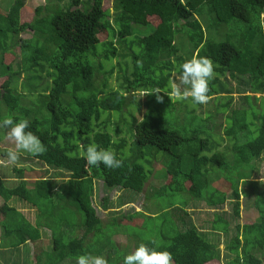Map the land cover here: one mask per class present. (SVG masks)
Masks as SVG:
<instances>
[{"label":"trees","instance_id":"1","mask_svg":"<svg viewBox=\"0 0 264 264\" xmlns=\"http://www.w3.org/2000/svg\"><path fill=\"white\" fill-rule=\"evenodd\" d=\"M57 1V4L37 7L33 19L28 21L25 20L32 13L27 11L24 0H14L9 12L0 13V120L9 116L15 120L27 119L28 130L39 136L47 147L43 155H28L30 159L57 171L63 170L64 176L67 175L59 178L55 173L57 177L53 178L48 174L30 183L25 177L28 170L17 165L22 168L15 167L12 176H0V197L4 200L0 207V249L18 250L28 242L35 244L41 239L39 228L46 216L40 218L39 214L46 209L45 201L53 198L54 190L61 201L67 196L74 202L84 216L80 228L85 227L86 232L81 239L70 240L67 245L55 240L54 250L63 251L53 264L67 256L91 254L89 251L93 249L88 247L103 245L109 252L111 248L117 249L115 243L103 242L102 220L93 201L94 181L100 179L109 188L143 192L149 180L145 167L133 162L126 152L124 139H114L126 125L134 134L135 146H147L149 152L155 149L169 156V161L160 158L159 163L171 176L168 184L178 185L177 191L188 190L192 198L204 202L210 209H219L227 202L228 194L214 187L209 174L224 168L229 173L226 177L231 183L230 197L237 216H240L241 197H255L262 209L260 219L243 226L242 231L238 227L237 235L227 247L230 255L226 264H264V184L254 178L258 170L256 162L264 157V96H252L264 95V29L260 27L264 0H113V16L107 0H70L64 8L60 6L64 0ZM152 19H159V24L153 26ZM134 26H150L152 32L146 35ZM28 31L33 33L32 38L22 39L21 35ZM102 31H108L106 39H101ZM15 49H19L20 59L9 61L8 56ZM193 55L208 57L214 63L210 96L216 112L201 119L205 121L201 127L195 118L200 117L196 108L203 104H194V109L186 107L190 127H178L177 120L170 123L166 114L177 105L192 101L172 103L162 92L164 101L160 103L151 93L157 88L170 91L168 82L173 79V72L180 76L181 65ZM118 57L124 60L117 63L122 83L114 90L109 86V79L115 66L108 70L106 64ZM97 71L104 78L100 85L96 82ZM43 74L51 85L40 84ZM22 78L23 92H20ZM231 80H236L237 90L230 86ZM137 93L148 94L147 111L141 120L129 109L137 105V111L141 112ZM234 94L241 96L240 104L226 117L224 131L230 144L221 148L224 136L207 124L228 110ZM225 96L229 98L227 103ZM217 98L224 102L217 103ZM44 110L49 112L48 117H41ZM112 117L117 122L112 123ZM110 125H114L113 133ZM256 125L255 133H245L251 127L254 131ZM89 143L114 151L123 159V167L86 166L82 150ZM134 153L141 159L145 156ZM2 154L6 156V150ZM236 171L238 176H234ZM16 181L17 186L7 187V182ZM188 181L190 185L184 186ZM219 181L222 179L218 176L216 182ZM61 187L66 193L61 194ZM13 198L36 209L35 224L8 204ZM129 199L131 207L132 197ZM108 201L109 198H103V208L109 209ZM113 206L120 209L113 216L125 210L118 200L113 201ZM146 215L141 211L133 214L140 219L149 216ZM216 215L219 218L212 222L215 233L210 232L209 236L191 225L176 232L163 245L150 243L148 246L171 252L174 264H220L222 257L217 240L220 232H228L229 224ZM184 216H179L181 222L175 219V223L184 224ZM126 223L136 225L137 221L124 220ZM94 233L97 240L86 246V237ZM210 236L218 238L213 243ZM108 261L112 264V259Z\"/></svg>","mask_w":264,"mask_h":264},{"label":"rangeland","instance_id":"2","mask_svg":"<svg viewBox=\"0 0 264 264\" xmlns=\"http://www.w3.org/2000/svg\"><path fill=\"white\" fill-rule=\"evenodd\" d=\"M26 4L27 11L31 12V16L27 18L25 21L32 20L34 17V10L39 6H46L47 4H54L58 3L57 0H24ZM86 1V0H83ZM106 5L111 6L110 12L111 16L114 14L113 10V0H107ZM70 3V0H64L60 2L61 8H64L65 6ZM14 4V0H0V13L6 11L9 12L10 7ZM6 14V13H3ZM153 26H157L160 22L159 19H152L151 20ZM185 21H182L184 24ZM137 28V30H140L143 34H149L152 32V27L145 26H134V29ZM33 36V33L31 31H28L26 33H23L21 35L22 39H31ZM101 39H106L108 37V31H102L100 34ZM20 59V51L19 49H15L12 53L9 54L8 60L10 61L13 58ZM173 59V58H172ZM118 61H124L122 58L118 57L113 59L111 62L106 64V68L110 70L112 67L115 66V72L112 74L111 78L109 79V86H111V89L118 90L120 84L122 81L118 78ZM124 63V62H123ZM122 68H125V65H122ZM132 66L128 68L129 72L131 71ZM96 74V82L98 85H100L103 81V77L98 73ZM46 74H43V80L39 81L40 84L48 83V85H51L50 80H48L46 77ZM24 77V75H23ZM173 79L179 78V75L177 72H173ZM23 78L20 81L19 85V91L23 92L21 89V83L23 82ZM1 84V83H0ZM46 85V84H45ZM1 86V85H0ZM236 90L237 88V82L236 80H231V85ZM138 101L142 104V110L141 112L137 111L136 106H130L131 112L137 116L139 120L142 119V115L146 113L147 107L145 105L147 101L146 95L144 96V93H137L136 94ZM256 97H262L264 95L256 94L252 95ZM36 97V96H34ZM240 97L239 94L234 95V101L232 104L228 107V110L226 112H223L224 114H220L219 116H215L212 120L213 122H208V128H213V131H215L218 135L224 136L225 141L221 142V148L225 147L226 145L230 144V140L225 136V125H226V117L228 115L232 114V110L236 108L237 105L240 104ZM33 98V97H32ZM221 98V97H220ZM225 100V103L228 102V97H223ZM221 98V99H223ZM219 98L216 99V101ZM31 100V99H30ZM224 102L222 100H218L217 103ZM177 104V103H176ZM175 104V105H176ZM215 103L214 101H209L207 104H203L201 107H197L194 105V103H185L184 106H176V108H172L170 112L166 114L167 120L171 123L174 120L180 119L179 126H185L186 128H189V124L186 120L187 116V108L188 109H194L196 108V114L200 115V117L195 118V121L197 124L201 127H203V123L205 121H202L203 119H206L207 116H210L212 113L216 112L215 109ZM247 108V106L245 107ZM4 115H6V109L3 108ZM115 115H118V113H114ZM22 116V115H20ZM49 112L47 110L43 111V114L41 117H48ZM196 116V115H195ZM108 118V114L105 115V118ZM190 120L191 117H187ZM113 121L112 123L117 122L116 117H112ZM202 119V120H201ZM182 120L184 121V124H182ZM249 120V119H248ZM179 121V120H178ZM223 125L224 128H221L220 125ZM207 127V126H206ZM254 131L252 130V127L248 133H255L257 129V125L254 126ZM114 125H110V131L113 133ZM122 133L117 138L114 134V139H124L126 143V152L133 158V162H136L142 166L145 167L147 174L149 176V180L146 182L143 192L138 193L131 190H122L119 188H109L106 187L102 180H95L94 186H95V192L98 189V192L95 193L94 197V206L98 210V215L102 220V234L104 235L103 242L109 240L110 243L117 244V249H110V252L107 248H104L103 245H100L99 248L95 247H88L93 250H90L92 255H98V253H101V256H104L105 258L112 259L113 262H116L117 260H121L120 264H123L121 262L123 257L129 253H131L140 243H145L149 245L150 243L154 246L163 245L166 243L167 239L173 237L176 232L178 231H184V229L188 226H195L198 228V230L202 233H207L206 235L209 236L210 232H212V222L218 219L220 215L223 220H226L229 224L228 232H220L219 233V240H217V243H219L220 252L222 261L220 264H226L227 261V255H230L228 252V244L232 242V239L237 235L238 233V227L242 228L245 225H251L259 221L261 210L259 206L255 202V197L252 198H245V196L241 197L240 199V216H237L234 212V204L230 197L232 190H231V183L227 180V177L229 173H226L224 171V168L219 170L215 169L213 172L209 174V177L214 182V187L221 190L222 192H226L228 194V200L225 203L224 206L220 207L219 209H210L204 202H199L200 200H197L195 198H192L188 190H176V187H178L177 184L171 185L168 184L171 182V176L167 174V171L165 168H162L159 163L160 158L169 161V156L165 154V152H158L155 149H151L150 152L146 147H138L134 145L135 139L133 132L127 127L126 125L122 126ZM5 133L6 130L0 128V138H2V143L0 144V176H6L9 177L12 176V171L14 170L17 165L22 166L23 168L27 169L28 172L25 174V177H27V180H29L30 183H33L36 179L46 177L45 175L50 174V177H53L55 173L59 176V178H67V175L64 176L63 170H55L53 168H49V165L43 164L41 162H37L33 159H30V154L22 153L20 156V160L16 164L7 163L5 161V156L3 157L2 152L4 150H7L10 147H13V145L5 139ZM229 141V142H228ZM222 150V149H220ZM137 152L139 154H145L144 158H139L135 156V153ZM149 152V153H147ZM29 155V156H28ZM229 156L232 157V153L229 154ZM157 157V158H156ZM235 157V154H234ZM24 162V165L21 164V162ZM131 161V160H130ZM257 165V174H255L254 178H256L257 181L260 180L262 173H264V157L262 160L256 162ZM17 167V168H22ZM59 173V174H58ZM61 173V174H60ZM220 177L222 181L216 182L217 177ZM234 176H238V172L236 171ZM232 176V177H234ZM16 177V176H15ZM57 176H54L53 178H56ZM18 181L16 182H7V187H15L17 186ZM243 182V181H242ZM241 182V183H242ZM63 183V182H62ZM61 184V183H59ZM184 186H189L190 182H186L183 184ZM101 186V188H100ZM104 189V193H102L101 189ZM187 188V187H186ZM119 191H122V193L119 194V196L116 198V200L119 199V205L125 204L127 201H129L130 197H132L131 202H133V205L124 210L123 213L118 212V214L112 216V213H116L109 209L103 210L102 202L103 198H109V207H117L113 206L114 198L116 197V193ZM55 192V190H54ZM53 192V198H51L48 201H45L46 209L44 212L40 213V218H43L46 216L45 220H41L42 226L39 228L41 234H43L46 238H44V241L46 243L45 246H43L44 252H41L39 250H36L35 254L33 255L32 249L33 247L31 245L26 246L25 253L20 252L17 250L18 253L15 254L13 258V264H32L33 263V257L35 256L37 258L41 257V261H37L38 264H53L56 260L60 259L59 254L61 255V251H55V240H60L63 245H67L70 240L75 239H81L82 236L85 234L86 230L85 227L82 229L80 226L83 224L84 216L83 214L77 209L74 202L69 199V197H66V199L61 201V199L57 198V194ZM66 193V189L64 187H61V194ZM105 194V195H104ZM2 199V198H1ZM3 200V199H2ZM2 202V201H1ZM4 202V201H3ZM136 203V204H135ZM11 206H15L16 208L20 209H26L27 208V217L32 219L30 217L29 206L24 202H19L16 198H13L9 203ZM62 204L64 207H62ZM181 208V209H179ZM134 209V210H130ZM188 209V213L187 212ZM102 210L104 212H102ZM137 212H142L143 214L146 213V217H142L141 219L138 217H134L133 214ZM45 215H44V214ZM66 214V215H65ZM181 215H186L185 217V223L182 225H178L175 223L176 220L181 222L180 217ZM130 216H133L130 218ZM150 216H156L154 218ZM180 216V217H179ZM68 217V218H67ZM116 219V220H115ZM176 219V220H175ZM124 220H128L129 222H136V225L124 224ZM123 223V225H121ZM218 223V222H217ZM107 225V226H106ZM105 226V227H104ZM221 226V225H220ZM185 227V228H184ZM215 233V232H212ZM241 234V233H240ZM94 237L92 239L93 242H95L97 239ZM91 239V236H89ZM218 237L210 236V241L215 242V240ZM46 239L48 241H46ZM116 240V241H115ZM243 242V237H242ZM89 244H86V246ZM110 245V244H109ZM108 246V245H107ZM45 247V248H44ZM10 249V248H9ZM99 249V252L97 251ZM13 250V249H10ZM24 250V249H23ZM65 252V251H64ZM256 254L258 255V250H255ZM7 257H10L7 255ZM77 256L75 257H66L63 261L60 262V264H76ZM229 259V258H228Z\"/></svg>","mask_w":264,"mask_h":264},{"label":"clouds","instance_id":"3","mask_svg":"<svg viewBox=\"0 0 264 264\" xmlns=\"http://www.w3.org/2000/svg\"><path fill=\"white\" fill-rule=\"evenodd\" d=\"M260 27L264 29V13L260 15ZM181 69L178 80H169L170 91L157 88L151 93L156 95L157 102L163 103L164 95H161L163 92L172 103L188 100L194 104L209 103L211 100L210 81L215 78L213 61L208 57L193 55L191 59L181 65ZM177 122H180L179 118ZM29 127L27 119L15 120L9 116L0 120V128L6 129L5 139L13 145L7 150L4 158L7 163H18L22 153L33 156L46 153L47 147L39 136L28 130ZM82 155L86 160V166L99 167L103 164L109 169H119L123 167L124 163L123 159L118 158L114 151L101 148L95 143H89L83 147ZM259 182L264 184V173H262ZM76 264H109V261L101 255L84 253L77 257ZM123 264H174V260L171 252L157 251L145 243H140L131 253L123 257Z\"/></svg>","mask_w":264,"mask_h":264},{"label":"crops","instance_id":"4","mask_svg":"<svg viewBox=\"0 0 264 264\" xmlns=\"http://www.w3.org/2000/svg\"><path fill=\"white\" fill-rule=\"evenodd\" d=\"M100 188H101V186H100ZM102 190V193H104V189L102 188L101 189ZM96 192H98V189H97V191ZM119 194H120V192H118V193H116V197L114 198V200H116V198L119 196ZM105 195V194H104ZM2 201V202H1ZM4 200H2L1 199V197H0V207L4 204V202H3ZM118 201H119V199H118ZM129 205H131V204H128V202L127 203H125L124 204V206L122 207V209H125L126 210V208H129ZM119 206H117V207H109V209H111L112 211H114V212H117V211H119L120 209L118 208ZM29 208V210H31V212H30V217L32 218V219H30V218H28L27 217V208L26 209H20V208H17L20 212H22V214H24L25 215V217L32 223V224H35V222H36V215H37V211H36V209H34L33 207H31V206H29L28 207ZM116 208H118V209H116ZM109 209H105V208H103V210H107V212L109 211ZM102 210V212H104ZM187 212H188V209H187ZM112 216H113V213H112ZM103 224V223H102ZM127 224V223H126ZM83 227H81V229H82ZM89 236H91V239H89L90 237ZM93 235L92 234H89L87 237H86V239H85V244H89V245H91V244H93L94 242L92 241V239H93ZM44 238H46L45 237V235H44ZM44 238H43V234H41V239L40 240H38L37 241V243H35V244H33L32 242H28V245H31L32 247H33V249H32V251L31 252H33V255L35 254V252H36V250H39V251H41V252H44V249H43V246H45L46 245V243H45V241H44ZM0 240H1V230H0ZM46 241H48L47 239H46ZM116 241V240H115ZM45 244V245H44ZM117 245V244H116ZM27 246V245H26ZM26 246H22L20 249H18V251H20V252H23V253H25V250H26ZM45 248V247H44ZM24 249V250H23ZM16 253H18L17 252V250H10V249H0V264H13V258H14V256H15V254ZM7 255H9L10 257H7ZM33 257V263L32 264H38L37 263V261H41V257H39V258H37L36 256H35V258H36V260H35V258H34V256H32ZM58 264H60V263H58Z\"/></svg>","mask_w":264,"mask_h":264}]
</instances>
